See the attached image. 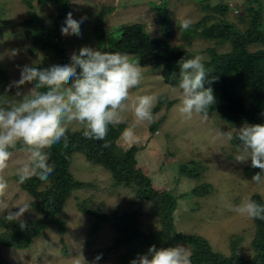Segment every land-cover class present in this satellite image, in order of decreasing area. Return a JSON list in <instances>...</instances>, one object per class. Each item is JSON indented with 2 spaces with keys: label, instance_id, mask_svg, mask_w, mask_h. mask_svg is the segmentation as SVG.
<instances>
[{
  "label": "rangeland",
  "instance_id": "rangeland-1",
  "mask_svg": "<svg viewBox=\"0 0 264 264\" xmlns=\"http://www.w3.org/2000/svg\"><path fill=\"white\" fill-rule=\"evenodd\" d=\"M34 9L46 22H50L57 14L54 7L31 0ZM249 0H71L73 19L81 20V35H68L66 40L67 53L79 54L81 47L96 49V38L93 25L102 7L112 10L105 16L104 28L111 36H116L122 24L141 23L152 37L165 36L162 21L154 7L166 4L169 21L174 28L169 37L172 45L182 47L196 55L203 57V61L211 57L210 49L227 52L231 49L229 41L219 42L216 39H204L200 36L184 37L188 29H193L207 14L208 25L217 22L222 15L212 9L218 3H227L230 8L226 19L236 24L242 31L248 27L249 15L247 2ZM261 7L264 22V0L256 1ZM210 6V8H207ZM29 6L25 0H0V99H8L18 90L9 85L20 79L21 69L28 65H42L48 62L51 66L59 65V60L49 57L42 51L34 54L29 52L30 41L26 39L25 31L30 28L25 20ZM245 18V21L241 20ZM190 19L191 26L187 30L180 28L183 20ZM201 29L202 26H199ZM261 45H251L255 51ZM13 50L16 54L12 55ZM114 52V51H113ZM128 54V53H126ZM134 62H138L135 55L128 54ZM139 63V62H138ZM141 66V65H140ZM143 78L139 86L130 90V100L144 95L157 97L154 107L161 95L167 97L162 107L152 114L154 121H159L157 130L152 131L151 123L143 122L135 125L133 114L124 113L123 122L126 128L134 127L136 141L125 142L122 134L117 144L127 150L137 146V167L148 175L154 188L162 198L174 205V222L179 232L197 233L204 236L212 245L213 250L231 257L235 253L250 258L254 255L252 242L256 234L254 219L241 216L233 211L242 200H252L254 194H260L264 199V184L257 185L243 173L244 167L250 163L235 161L240 154L238 146L232 142H225L219 132L233 131L246 122L230 124L224 121L217 111L211 112L207 119L201 114H193L192 119L185 120L178 113L180 91L178 86L165 82L162 68L141 66ZM71 81L69 82V84ZM34 87V83L23 85L19 91L27 93ZM7 90V91H6ZM174 104L167 106L168 102ZM6 106V105H5ZM250 124V123H247ZM251 125V124H250ZM67 129L79 131L83 128L76 122L69 123ZM124 129V130H125ZM123 130V131H124ZM123 133V132H122ZM23 155L14 151V155L6 170L5 179L8 189L4 197L12 211H18L17 206L29 204L32 197L21 188L15 179V171ZM195 161V162H193ZM188 164L199 170L200 177L186 176L181 166ZM71 170L76 179L90 182L92 187L75 190L66 202L62 218L66 221V231L62 233L57 225H50L40 236L34 239L28 249L7 247L0 243V255L8 260V264H92L96 252L114 244L117 238L116 230L109 223H102L98 232L93 233L92 225L95 218L80 211L78 204L93 196L94 204H100L106 213L123 212L135 213L139 217V228L146 232H157L161 229L159 217L151 210L150 202L123 186L113 187L112 174L103 166L90 162L83 153L73 155ZM208 184L210 192L207 196L199 197L193 190ZM7 213L0 210V216ZM38 216L32 210L26 212L22 220ZM3 229L0 227V232ZM183 244L188 251L191 248ZM126 249L111 250L96 261V264H124L121 255Z\"/></svg>",
  "mask_w": 264,
  "mask_h": 264
},
{
  "label": "trees",
  "instance_id": "trees-1",
  "mask_svg": "<svg viewBox=\"0 0 264 264\" xmlns=\"http://www.w3.org/2000/svg\"><path fill=\"white\" fill-rule=\"evenodd\" d=\"M257 0L247 2L249 15L248 27L240 30L236 24L226 19L230 8L227 3H218L212 9L222 15L217 22L208 25V19L212 14L203 17L193 29H188L184 37L200 36L204 39H216L219 42L229 41L231 49L227 52H218L210 49L211 57L203 61L207 72L205 88L211 87L215 97V103L209 109V113L217 111L219 116L230 124L246 122L250 124H264V22L261 7H257ZM29 6V17L25 23L30 26L25 31L26 39L30 41L29 52L38 51L59 60V65L70 63L67 53V36L62 35L61 27L67 14L71 11V0H39L41 5L47 4L54 7L57 14L50 22L40 17L31 0H25ZM210 8V6H207ZM112 10L111 7H102L97 14L93 33L96 38V49L104 52H120L135 55L141 66L162 68V74L166 83L178 86L177 79L172 73L179 71L177 61L181 58H194L195 54L182 47L172 45L169 37L173 35L174 28L169 21L166 4L162 7H154L162 21L163 37H152L141 23L122 24L111 36L104 28L105 16ZM245 21V18H241ZM199 26H202L200 29ZM251 45H261L255 51L250 50ZM38 69L51 67L48 62L42 65H32ZM79 71V69H78ZM0 70V74H1ZM34 86H35V82ZM44 91V89H41ZM167 97L161 95L154 107L155 113L162 107ZM174 101L168 102V107ZM160 120L153 121L152 131L157 130ZM126 124L109 125L105 140L88 139L83 136V129L72 131L67 129L66 142L62 139L59 143L45 149L48 154V163L54 171L46 181L32 177L24 184H19L32 200L29 202L32 212L38 216L24 219L28 227L21 230L16 221L5 220L0 216V243L7 247L28 249L34 239L40 236L50 225H57L58 229L65 233L66 221L62 214L66 202L71 198L75 190L92 187L90 182L76 179L71 167L73 155L83 153L86 158L97 165L103 166L113 177V187L123 186L134 190L138 196L150 202L151 210L159 217L161 229L157 232L146 233L139 228V217L135 213L123 212L106 213L100 204L91 202L93 196L88 197L78 204L80 211L95 218L92 225L93 233L99 231L102 223H109L117 232L114 244L96 252L102 254L101 259L111 250L118 251L125 248L121 255L122 263L130 264V261L138 255L146 254L149 247L155 245L157 249L174 246L180 242L186 243L191 248V264H264V220L254 219L256 234L252 245L254 255L245 258L238 253L227 257L213 250L210 242L201 234H186L176 229L174 222V205L171 201L164 200L162 195L154 188L151 178L137 167V146H131L124 150L117 144ZM109 147H104L105 143ZM238 146V141H231ZM195 162V161H193ZM196 163V162H195ZM248 163L243 173L252 178L259 169H254ZM197 170V169H196ZM188 164L181 166L183 174L189 177L199 178L200 172ZM18 181V177L15 175ZM210 192L208 184H202L193 190V194L199 197L207 196ZM252 200L264 205V199L260 194H254ZM8 260L0 255V264H8Z\"/></svg>",
  "mask_w": 264,
  "mask_h": 264
},
{
  "label": "clouds",
  "instance_id": "clouds-1",
  "mask_svg": "<svg viewBox=\"0 0 264 264\" xmlns=\"http://www.w3.org/2000/svg\"><path fill=\"white\" fill-rule=\"evenodd\" d=\"M81 20L73 19L69 12L61 27L62 35H81ZM192 24L190 19L181 22L180 28L187 30ZM16 52L13 50L12 55ZM178 74L172 77L178 81L181 93L178 107L179 115L190 120L193 114L208 118L209 109L215 103L213 89L205 88L207 76L203 57L181 58L177 61ZM79 69V71H78ZM143 78L138 62L126 53L100 51L91 47H81L79 54H70V63L53 65L46 69L25 65L20 79L9 85L17 88L15 95L0 99V197L6 195L8 182L5 179L9 162L14 151L23 155L16 168L18 183L24 184L32 177L46 181L54 168L48 163L45 149L66 142L67 125L78 123L83 128V136L88 139L105 140L109 125L124 120V113L131 112L135 125L153 122L152 109L157 97L144 95L130 100V90L139 86ZM71 83L69 84V82ZM35 82V86L25 94L19 89ZM44 89V91H41ZM7 91V90H6ZM6 105V106H5ZM122 133L125 142L136 141L134 127ZM225 142L237 140L240 154L235 161H251V167L260 171L253 175L252 182L264 184V124H243L233 131L219 132ZM104 147H109L105 143ZM0 199V210L7 214L5 220L19 223L21 230L28 227L21 219L31 210L29 204L17 206L18 211ZM237 214L250 219L264 220V205L251 199H244L233 208ZM102 254L95 257L92 264L99 261ZM191 253L183 244L157 249L149 247L146 254L138 255L130 264H191Z\"/></svg>",
  "mask_w": 264,
  "mask_h": 264
}]
</instances>
